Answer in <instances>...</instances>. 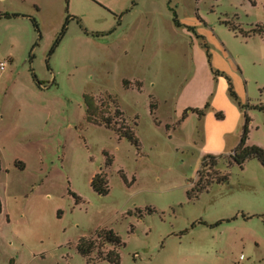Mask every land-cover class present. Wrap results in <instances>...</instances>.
<instances>
[{
    "label": "rangeland",
    "instance_id": "obj_1",
    "mask_svg": "<svg viewBox=\"0 0 264 264\" xmlns=\"http://www.w3.org/2000/svg\"><path fill=\"white\" fill-rule=\"evenodd\" d=\"M263 23L264 0H0V264H114L77 250L101 229L120 235L102 249L119 264H264V166L229 164L244 112L247 144L264 148V38L242 34ZM194 30L211 64L203 47L193 62ZM191 78L184 103L210 106L182 120ZM84 95L140 147L89 121ZM207 154L224 156L216 170ZM201 169L228 180L189 198ZM102 170L106 195L91 186Z\"/></svg>",
    "mask_w": 264,
    "mask_h": 264
},
{
    "label": "trees",
    "instance_id": "obj_2",
    "mask_svg": "<svg viewBox=\"0 0 264 264\" xmlns=\"http://www.w3.org/2000/svg\"><path fill=\"white\" fill-rule=\"evenodd\" d=\"M5 16L10 17L8 13H6ZM69 19H70V16L67 17L66 22L63 25L61 35L54 43L50 53L54 52L59 42L61 41L62 37L65 35ZM32 20H33L34 27L40 32L39 24L37 23L36 19L32 18ZM174 22L176 26L178 27L183 26L178 20L176 14L174 16ZM224 23L226 26H228L233 31L236 30V26L233 23L229 21H225ZM242 34L244 37L259 35L264 38V23L257 24L255 27L249 29L248 31L242 32ZM197 37L203 39V41H201V44H202V47L206 50L208 62L211 64V51H210L209 43L205 40L204 37L198 36V35ZM213 72L216 76L220 75L219 71H213ZM38 84L41 86V83H38ZM228 92L230 96L238 102L239 107L241 109H245L246 107H248L246 105H242V103L239 101L238 96L234 90L233 84L229 78H228ZM84 97H85V103H86V113H87V117L89 121H92L96 124H104L107 128H111L115 130L119 134L120 137L126 138L138 148L140 147L139 139L136 136L133 127L131 128L121 127V126L117 127L113 125V123L111 122L112 119L107 117L106 113L102 112L101 107H99L97 103L95 102L97 98H93L92 96H88V95H84ZM107 97H109V95ZM109 100H111V98H109ZM150 106L153 111L155 105L151 103ZM209 106H210V103L207 102L204 108L202 109H199V108L187 109L186 111H184L181 119L184 120L189 111L196 113L199 118H202L205 115V110H207ZM257 108L264 110V105L257 106ZM216 117L223 119V114L221 112H218L216 113ZM244 117H245V122L243 125L240 142L238 146L235 148V150L233 151V153H231V155L229 156L230 157L229 164L232 162H235L237 165L242 167L243 164L248 159L257 158L259 162L264 166V148L259 147L257 145L247 144L250 118L246 112H244ZM223 157L224 156L222 155L207 154L203 158L201 168L207 167L209 169L216 170L214 167L217 165V160ZM111 163H112V160L109 159L107 156L106 163H105L106 166L111 165ZM0 167H1V164H0ZM198 175H199L198 179L194 183L193 188L191 189V191L188 192L189 198L196 197L198 193L206 190L207 187L213 182L223 183L228 180V174L221 175L217 171L214 173H206L204 176V174L202 173V169H201L198 171ZM91 186L93 190L99 194H103V195L108 194L109 193V180L107 177V173L103 170L97 173L91 180ZM73 195L74 197H76L77 202H78L79 198L75 194ZM1 211H2V203L0 200V213ZM107 244H111L114 247H118V246L122 247L124 245L120 235L117 232H115L113 229H101L97 231L94 234V236L92 235L89 237H82L77 243V250L79 254H81L83 257H86L88 261H97V259L91 258V256L96 253V258H98V260H107L111 263L119 264L121 261L120 252L116 251L115 249H111L106 252L102 250L104 246Z\"/></svg>",
    "mask_w": 264,
    "mask_h": 264
},
{
    "label": "crops",
    "instance_id": "obj_3",
    "mask_svg": "<svg viewBox=\"0 0 264 264\" xmlns=\"http://www.w3.org/2000/svg\"><path fill=\"white\" fill-rule=\"evenodd\" d=\"M200 23L202 21H199ZM182 25H185V26H188L190 27L189 25H186L182 22H180ZM196 29L197 27H199V24L195 23V26H194ZM186 29V28H185ZM190 30H188L189 32ZM199 31L200 32H203V29L200 27L199 28ZM192 32V31H190ZM194 34L196 35V38H194V41H193V48H192V51H193V62L195 64H197V57H201L203 56V59L205 60V56H204V53H203V49L202 48V45H201V41L198 39L197 37V34H196V31L194 30ZM204 33V32H203ZM205 36H203L205 38V40L210 44V42H213L211 36H208L207 33L204 34ZM216 44V43H215ZM219 46V45H218ZM220 48H222L221 46H219ZM205 50V49H204ZM229 53L228 49L224 48V53ZM193 83H192V78L189 80V82H186V84L183 86L182 88V91L180 92V96L177 98V102L179 101V104H180V108L181 110L183 111H186L187 109H191V108H199L202 103L206 100L207 98V94H205V96L203 97V100L200 102V103H192V104H185L184 103V97L186 96V93H188L192 87ZM191 105V106H189ZM216 106V105H215ZM217 107V106H216ZM200 109V108H199ZM202 109V108H201ZM187 118V116H186ZM185 118V119H186ZM233 130H230L229 132H231ZM228 133L226 132H222L221 135L218 136V139H217V144L218 146H224L226 144V139L225 137L227 136Z\"/></svg>",
    "mask_w": 264,
    "mask_h": 264
},
{
    "label": "built area",
    "instance_id": "obj_4",
    "mask_svg": "<svg viewBox=\"0 0 264 264\" xmlns=\"http://www.w3.org/2000/svg\"><path fill=\"white\" fill-rule=\"evenodd\" d=\"M4 67H5V63H1L0 64V68L3 70L4 69ZM244 255L242 254L241 256H240V258H239V261H243L244 260ZM239 261H238V263H236V264H239Z\"/></svg>",
    "mask_w": 264,
    "mask_h": 264
}]
</instances>
